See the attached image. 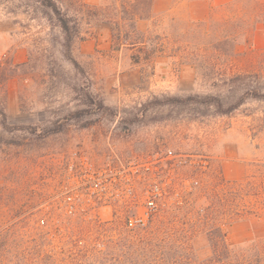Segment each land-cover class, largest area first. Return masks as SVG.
Returning a JSON list of instances; mask_svg holds the SVG:
<instances>
[{
	"label": "rangeland",
	"instance_id": "1",
	"mask_svg": "<svg viewBox=\"0 0 264 264\" xmlns=\"http://www.w3.org/2000/svg\"><path fill=\"white\" fill-rule=\"evenodd\" d=\"M152 1L58 0L69 49L39 0H0V264L38 252L75 264L95 245L108 260L94 264H144L132 245L172 221L211 258L202 208L217 209L229 247L264 242V209L236 217L229 195L264 185V97L224 112L264 93V0ZM136 29L145 49L122 44ZM173 204L179 219L125 224ZM36 239L51 243L35 253Z\"/></svg>",
	"mask_w": 264,
	"mask_h": 264
},
{
	"label": "trees",
	"instance_id": "2",
	"mask_svg": "<svg viewBox=\"0 0 264 264\" xmlns=\"http://www.w3.org/2000/svg\"><path fill=\"white\" fill-rule=\"evenodd\" d=\"M39 3L41 4L42 8L48 10L47 14L57 20L58 24L65 33V45L70 49L75 36V32L71 25V17H69L68 14L63 11L62 7L59 5L58 0H39ZM137 33L138 37L133 41L130 40L129 33H125L123 35L124 39H122V44L132 46L141 45L142 47L140 48L145 49L148 43V37L144 32H141L139 30H137ZM246 96L261 98L264 97V93H261L260 90L255 87H253L252 89H248L247 91H245L243 97H241V99L237 101V103H235L224 112L232 111L233 109L240 106ZM216 100H218V102L220 103V98ZM263 188L264 185L262 184H260V186L256 188L254 182L249 179L244 182L236 183V185H232L229 190V195L230 197H232V206L230 210V212L233 213L232 215L237 217L244 212L247 214L256 213L257 216L258 211L264 209V190L263 192L261 191ZM248 196L252 197V200L248 205L242 206L238 203V200H244L245 197ZM159 209L160 210L158 211V213H152L150 215L147 223L144 225L130 227L128 225V219L130 215H127L125 217V224L130 230H146L153 224V222H155V220H157L156 218L161 217L163 213L170 214L172 221L174 220V218L175 220L176 218L179 219V215L183 212L181 210L182 206L178 204H173L169 207ZM180 211L182 212L179 213ZM159 212L163 213L159 214ZM217 214V209L202 208L200 209V217L198 218V226H203V223H206L204 229L201 231H205L208 225V229H210L211 233L213 234L212 236H210V234L207 236L208 242L212 245L211 251L213 255L211 256V258L200 260L198 258V251L195 245L191 248H187L188 246L185 247L186 244L183 243V241H179L178 237L180 235V232H184L186 231V229H176V227L172 225L174 224V221H172L169 223L170 226L169 224L167 225L168 228L166 226L164 227V229L162 227H158V229H152V231L150 230V237H139L138 244L140 245H132V247H136V250L141 249L142 254L137 250V252L134 253L135 260L141 255L146 256V263L144 264H264V242L255 240L245 245L237 246L234 248L229 247L227 232L222 227L221 223L214 222ZM258 224L259 226L264 227V221H259ZM5 235L3 239H5ZM122 241V239L119 240V242ZM127 241L128 240H126L125 243ZM32 242L31 243L33 245H31L30 248L36 249L35 253L41 251L46 243H51V241H45V239H36ZM125 243H123V247L125 246ZM15 246L22 247L21 243L19 244L16 241ZM104 246H107L106 243H104ZM89 249H91L90 253L81 255V259H77L75 261V264H94L98 260H100L101 262V259L108 260V256L100 255L102 251L100 250L99 246L95 245ZM39 255L40 252H38L37 256H33L31 258L32 262H35V264H67L65 263V259H58L53 253L43 255L42 258H40ZM28 260V257H17L15 264H32L29 263Z\"/></svg>",
	"mask_w": 264,
	"mask_h": 264
},
{
	"label": "built area",
	"instance_id": "3",
	"mask_svg": "<svg viewBox=\"0 0 264 264\" xmlns=\"http://www.w3.org/2000/svg\"><path fill=\"white\" fill-rule=\"evenodd\" d=\"M149 203H150V205H153V203H155V202H154V201H150ZM74 208H75V207L71 208V211H70L71 213L74 212ZM136 214H137V213L135 212V213H133L132 215L129 216V219H128V225H129L130 227H135V226H139V225H144V224H146V222H145L142 218L138 217ZM132 218L135 219V222L132 221ZM148 219H149V218H148ZM147 221H148V220H147Z\"/></svg>",
	"mask_w": 264,
	"mask_h": 264
},
{
	"label": "crops",
	"instance_id": "4",
	"mask_svg": "<svg viewBox=\"0 0 264 264\" xmlns=\"http://www.w3.org/2000/svg\"><path fill=\"white\" fill-rule=\"evenodd\" d=\"M153 1H154V0H153ZM153 1H152V9H153L154 11H156V10H155V5H154ZM230 1H231V0H206V4H208V6H206V7H207V9H208V8H210L211 6L223 5V4H226V3L230 2ZM165 10H167V8H166ZM263 30H264V29H262V31H263ZM258 33H261V31H259Z\"/></svg>",
	"mask_w": 264,
	"mask_h": 264
}]
</instances>
